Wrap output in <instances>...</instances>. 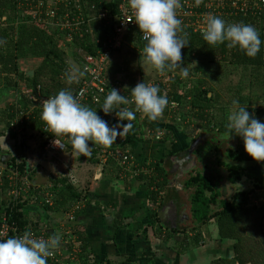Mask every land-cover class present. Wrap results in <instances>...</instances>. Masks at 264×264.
Listing matches in <instances>:
<instances>
[{
    "label": "trees",
    "instance_id": "1",
    "mask_svg": "<svg viewBox=\"0 0 264 264\" xmlns=\"http://www.w3.org/2000/svg\"><path fill=\"white\" fill-rule=\"evenodd\" d=\"M27 1L32 0H0V80L6 76L16 77L14 82L12 81L11 86L18 87L20 92V99L9 107H5L7 119H9L7 128H10L11 132H14L10 126L16 109L19 107H21L20 109H27L30 106L29 97L24 93V89L32 91L42 99L53 97L60 90L64 89H70L73 95L79 91L80 84L78 82L71 85L65 82L64 74L69 68L67 66V60L80 62L86 56L97 57L96 52L99 47L94 43V39L109 33V29L111 28L106 27L104 23H95L92 25L94 28L93 36H86L83 41L69 43L65 41V36L61 32L46 31L39 25L18 21L21 20L20 17L24 14L23 10L19 9V3ZM88 2L89 4L91 2L96 4L98 10H109L112 17H115L118 13V0L110 3L102 0H88ZM60 8V13L62 14L65 10H63V6ZM199 12H203V10ZM210 12H212L211 9ZM220 13L213 15L219 16L227 23L251 24L258 30L262 41L259 53L255 57H248L238 48L227 47V42L217 46H210L203 40L201 32H195L193 28L183 25V31L188 34L189 45L181 50L182 66L191 68L193 64H196L197 67L195 70L197 72H204L209 66L223 63L233 66L234 70L238 71L237 75L239 74V67L252 66L262 68L264 66V18L258 14L256 16L252 15L248 9L244 12L230 10L227 5H225V9ZM144 45L145 42L141 40V33L138 27L130 28L124 35V43L122 46L112 53L106 63L105 76L111 81L120 82L126 94H130V91L138 83L143 81L159 86L161 94H165L169 100L163 115L157 119L161 127L164 124L168 126L166 135L162 141L164 143L171 141L172 144L174 143L175 138L172 136L169 125H177L178 116H182L183 120L193 116L198 122L197 125L199 128L197 131L210 129L212 123L216 124L214 128L228 131V116L232 111L228 109L221 110L223 113L221 118H216L212 115V111L220 109L219 107L221 106L218 105V94L206 82L200 81L196 87L187 89L183 88V86L181 87L182 78L176 72L167 71V79H157L156 81H149V77L146 78L143 76L142 63ZM21 60L33 61L35 64L33 70L23 69L20 66ZM28 71L34 72L33 77L27 75ZM174 101L178 103V106L173 109L170 103ZM238 102L240 106L246 107V110L250 114H254L258 120L264 122L263 108H253L247 105L248 103L246 104L245 98H240ZM83 105L96 110L97 115L105 120L110 127L117 123H128L127 121H118L115 112L105 115L101 110L103 103L95 104L89 100L84 102ZM43 122L41 115L39 116L36 112L35 117L24 124L20 132L16 131L18 133L19 148L21 149V157L23 159L17 161L16 157L8 154L3 160V164L6 167L11 169L18 167L21 171L27 170L30 172L32 169L31 165H33L31 164V156L36 153L37 160L42 158L47 143V137H45L42 131ZM131 123L133 124L132 130L118 137L111 147L91 144L90 142V156L76 154L71 146V141L64 136L67 139V151L64 154L69 157H78L79 160L85 159L95 165L101 164L100 152H98L100 149L117 152V150L125 151L131 148L133 153L137 145L148 141L143 137L145 127L154 132L159 130L157 125H152V121L146 117L144 120L138 111L136 112V119ZM186 138L187 136L179 141L184 142ZM132 153L130 152L134 158V154ZM28 156L31 157V160H28ZM249 158L251 159L246 154L244 145H242L240 151L232 155V163L226 165V167L232 179L234 177L241 179L243 176L253 186L262 189L263 191L260 196L258 195V191L253 189L251 191L238 192L232 198V202L227 200L218 202L216 195L214 196L213 194L212 197L209 178L201 177V175H191L183 183L185 195L189 199V225L182 226L181 229L172 228L168 225L167 220H161L159 218V213L150 210L148 216L150 224L143 230L145 242L158 245L162 242L169 243L175 236H183L181 237L183 238L181 245L183 249L181 252V246L176 243L174 245L175 255L178 256L196 247L203 248L205 246V240L210 235L202 231V228L209 226L212 223L211 221H214L217 226V236L213 240L233 242V256L230 259L218 258L209 264H264V229H262V224L264 223V162L250 161L248 160ZM134 160L137 163L136 165L140 166H144L146 162L145 157L140 163L135 158ZM234 160L239 162V164H235ZM245 161L249 162L246 163ZM166 165L167 159L165 158L154 160L150 164V169H153L154 176L144 174L138 176L146 184L148 200L151 207L160 210L162 215L165 213L163 211L164 199H159V193L155 192L154 189L157 186L159 191L166 190L170 181ZM104 167L110 168L112 164L107 163ZM117 167L118 178H120L124 171ZM52 178V188L50 191L56 195L54 205L49 207L35 203L44 212H53L54 208H64L66 210V207L73 202L84 201V192L79 187L70 185L67 179L62 176H52ZM259 197L261 198V205L258 208L255 206V202L259 200ZM28 203L30 201H25L12 210L8 205L7 191L3 188L0 191V223L4 215L12 214L23 228L27 227V225L35 228L41 227L42 223L46 221L31 219L30 217L33 213L27 208ZM217 203L219 204L220 210L215 215H211L213 211L211 207ZM116 222L121 223L120 219H117ZM74 224H72L71 230L82 246L81 249L84 257L87 258L91 254L88 250V237L80 234ZM157 225H161L162 227L156 229L155 226ZM46 226H51V223L46 224ZM162 228L167 230L166 234ZM188 232L194 233L193 238H188V235H186ZM137 234L139 233L134 232V236L137 237Z\"/></svg>",
    "mask_w": 264,
    "mask_h": 264
},
{
    "label": "clouds",
    "instance_id": "2",
    "mask_svg": "<svg viewBox=\"0 0 264 264\" xmlns=\"http://www.w3.org/2000/svg\"><path fill=\"white\" fill-rule=\"evenodd\" d=\"M127 4L145 41L143 63L160 74L176 72L187 78L189 72L182 66L181 50L189 45V40L183 31V22L177 16L180 0H127ZM201 35L210 46L227 42V47L238 48L248 57H255L262 43L258 30L251 24L227 23L212 14H208ZM86 72V68L66 71V84L78 82ZM168 103L167 96L161 94L158 85L144 81L130 91V97L111 89L101 110L105 115L115 112L118 121L128 123L110 127L96 110L81 104L70 89H64L42 101L41 120L56 137L66 136L76 154L90 156V142L111 147L118 137L132 130L131 122L136 119L137 111L148 120L156 121ZM232 105L227 124L229 135L242 139L244 150L252 160L264 162V122L240 106L237 100H233ZM60 241L59 234L53 233L43 239L36 238L31 231L7 239L0 238V264H47V259L59 248Z\"/></svg>",
    "mask_w": 264,
    "mask_h": 264
},
{
    "label": "built area",
    "instance_id": "3",
    "mask_svg": "<svg viewBox=\"0 0 264 264\" xmlns=\"http://www.w3.org/2000/svg\"><path fill=\"white\" fill-rule=\"evenodd\" d=\"M110 3L115 0H102ZM118 13L112 17L109 10H98L97 5L92 2L89 4L88 0H32L19 3V9L23 10L24 14L20 17V22L32 23L39 25L46 31H58L63 33L66 42L83 41L86 36L94 35L95 23H104L106 27H111L109 33L94 39V43L99 49L96 52L97 57L86 56L83 61L72 62L67 60L68 70L73 69L74 65H80L79 69H87L86 74L79 79V91L74 95L78 101L83 104L86 101H92L95 104L104 102L106 96L111 89H117L121 95L130 97L123 91V87L118 81H111L105 76L106 63L110 59L112 53L122 46L124 43V35L130 28L136 26L132 10L128 7L127 0H118ZM181 7L178 9L177 16L182 20V26L191 27L195 32H203L206 26V19L208 14H212L210 9L217 5L213 0H180ZM221 4L228 6L230 10L244 12L248 9L252 15H261L264 18V0H220ZM61 6L65 10L62 14ZM220 6V5H218ZM88 10V11H86ZM220 8V7H219ZM221 9L225 7L221 5ZM203 10V12H199ZM213 15V14H212ZM19 21V20H18ZM113 21V24H112ZM141 40L144 41L141 34ZM145 42V41H144ZM68 54V53H67ZM67 70V71H68ZM16 77L13 76L12 80ZM30 101V106L27 109H16L13 119L11 120V129L20 132L24 124L28 123L35 117L36 112L41 115L42 101L47 100L38 97L30 90L24 89ZM51 98V97H50ZM20 99V97L18 98ZM133 106L129 105L128 107ZM170 106L174 109L178 106L177 102H171ZM143 116H145L138 112ZM157 125L159 130H153L145 127L144 138L148 141L161 142L166 135L163 127L156 121H152V125ZM159 124V125H158ZM42 131L47 137V143L44 148L42 158L40 160L58 159L67 151V139L64 136L56 137L49 129L45 122L42 125ZM56 141V143H55ZM100 162L102 164L113 163L121 170L125 171L131 167L135 168L136 174H144L154 176L153 169H150V163L146 166H138L131 156L129 150L111 151L107 149H100ZM67 182L76 186L78 184L77 177L69 172L65 176ZM162 180V179H161ZM31 173L27 170L21 171L18 167L8 168L4 164L0 165V191L3 188L7 191L9 206L12 210L19 204L33 199V203H39L52 207L56 195L47 188L42 191L41 197H31V190L33 188ZM52 188V187H51ZM50 188V189H51ZM158 192L159 199L165 196L164 190H160L156 186L154 189ZM28 199V200H27ZM69 213L67 214V221L73 224L76 221V216L82 210L83 201L73 202L71 204ZM8 206V207H9ZM12 212V211H11ZM25 231H31L36 238L47 239L51 234L49 226L32 227L27 225L23 228L19 221H17L12 214L4 215L0 223V238L7 239L22 235ZM61 232H55L61 237L60 246L54 251L53 255L47 259V264H129V262L121 261L114 262L112 260L98 261L94 257H84L81 245L77 237L73 234L71 228H65L61 225Z\"/></svg>",
    "mask_w": 264,
    "mask_h": 264
},
{
    "label": "crops",
    "instance_id": "4",
    "mask_svg": "<svg viewBox=\"0 0 264 264\" xmlns=\"http://www.w3.org/2000/svg\"><path fill=\"white\" fill-rule=\"evenodd\" d=\"M5 79L6 77H2V80H0V97H2V93L5 92V88L8 87V85L6 86L5 84ZM142 144L137 145L133 153L131 148H129L130 150L128 149L134 154V158L139 163L144 157H147L149 152H154L157 150V147L161 146V144L156 143L150 145V143L147 142ZM162 144H164L162 145L163 147H168L170 151H161L160 155L158 154L159 156L165 157L169 152H173L175 151L174 149H176L172 141ZM145 148L148 149L147 151L149 152H146ZM142 150L144 153H141ZM136 151L139 152V156H135ZM140 154L143 155V158H140ZM72 158L73 161L70 166H75L76 171L79 173L78 176L72 172L78 179V184L76 186L83 190L85 196L83 202H87V204L82 205V210L77 214L74 225H76L78 228L77 231H79L80 234L88 237V250L91 253L90 256L98 261L112 260L114 262H121L125 260L129 262V264L190 263H187V260H191V255L194 251L190 252L191 255H188V252H184L177 256L174 250L172 251L168 248V243L162 242L155 245V243L148 244L145 242L143 230L150 224L148 219L150 210L159 213V218L161 220L167 221H169L167 215L169 213L163 210L165 213L162 215L160 210L151 207L148 200V189L145 182L138 178L140 174L135 173V166L134 168L131 167L132 170L131 168L126 169L122 176L118 178L117 165L115 166L113 163H111L112 167L109 168L104 167L107 164L101 163L95 165L85 159L79 160L78 157ZM161 158L162 157H152L149 159V157H147L144 166L149 163L151 164L154 160H161ZM32 162L31 164L33 165H31L32 169L30 173L34 186L30 195L31 197L37 196L38 198L41 197L40 194L42 191H46L47 188L50 190L52 187V176H57L53 172L52 167H49V164H47V162L51 163L50 159H34ZM138 166L140 167V165ZM47 167L49 171L46 170ZM71 170H69V172H71ZM39 171L42 172L39 173ZM36 177H39V179ZM28 198V202L30 201L31 204L28 203L27 208H29L30 211L34 210L33 215L31 214V219L46 221L42 223V226L51 223L49 228L51 232L54 233H61V225L69 229L72 227V224H69L66 219L72 206L71 204L66 207V210L64 208H54L53 212H44L40 206L33 203L32 198ZM163 199L165 198L163 197ZM117 219H120L122 225L116 222ZM161 227V225L155 226L156 229ZM162 230H164L165 234L167 233L166 229L162 228ZM134 232L139 233L137 237L134 236ZM173 239L176 241L177 245H182L183 238L175 236ZM182 249L183 246L180 247V252ZM217 252L218 254H224L222 251Z\"/></svg>",
    "mask_w": 264,
    "mask_h": 264
},
{
    "label": "rangeland",
    "instance_id": "5",
    "mask_svg": "<svg viewBox=\"0 0 264 264\" xmlns=\"http://www.w3.org/2000/svg\"><path fill=\"white\" fill-rule=\"evenodd\" d=\"M213 1H215L214 3H216L217 5H215L212 8V14H219L222 11L221 5L225 7V4L219 3L220 0H213ZM34 65L35 64L33 61H23V60L20 61V66L25 70L26 69L33 70ZM74 66H75L74 68L79 69L80 65L76 64ZM196 67H197L196 64H193L191 68L190 67L187 68L189 72V76L187 78L181 77L182 78L181 87L183 86V88L192 89L193 87H196L200 81H204L208 84V86H211L214 92L218 94V98H219L218 105L221 106L219 107L220 109H215L214 111H212V115L215 116L216 118H221L223 114L221 110L223 111L224 109H228L233 111L232 101L233 100L238 101L240 98H245L246 104L248 103L247 105L253 108L264 109V66H262V68H256L252 66L244 67V68L239 67L238 75H237L238 71L234 70L233 66L225 65L223 63L215 64L212 65L211 67L209 66L207 69H205L204 72H197L195 70ZM142 73L144 77L150 78L149 81H156L157 79L161 80L168 78L167 71L164 74H160L155 69L150 68L144 63H142ZM12 79L13 76H6L5 84L6 86L8 85V87L5 88V92L2 93V97H0V151H2L0 153V165H3V160L5 156L8 154L13 157H16L17 161H21L23 159L21 157V149L19 148V141H18L19 137L17 135L18 133L15 132L14 135L13 132H11L10 128L9 129L7 128V122L9 121V119H7V113H5V107L6 106L9 107L15 101H18L19 100L18 97L20 96L18 87L11 86L12 81L14 82V80ZM177 123L178 124L174 126L169 125V128L172 132V136L173 138H175L173 143L175 147H177V145L179 144L180 142L179 140L185 138V136L188 137L195 135L197 133V129L199 128V126L197 125L198 122L195 120L193 116H190L188 119H184V120L182 119V116H178ZM162 126L164 131H167V127H168L167 124H164ZM235 138L237 137L235 136ZM237 139L240 138L238 137ZM146 142L150 143V145H154L155 143L161 144V146L157 147V150H155L156 152L155 151L149 152L147 151L148 149L145 148V151L149 152V154H147V157H149V159H151L152 157L164 158L163 156H159L160 152L170 151L168 147L162 146L164 145L162 144L164 143L163 141L162 142L146 141ZM205 142L206 140L201 143L203 145L202 147L210 148V145L205 144ZM135 153L137 156H139L138 151H136ZM141 153H144V151L142 150ZM28 158H29L28 160H31L30 156H28ZM140 158H143V155H140ZM72 159H73L72 157L62 155L60 159H56V158L50 159L51 163L47 162V164H49V167H52L53 172L56 174V176H64V175L66 176L69 173V170L71 169H72L71 172H74L75 175L79 176V173L76 171L75 166L73 167L70 166L73 161ZM46 170L49 171V168L47 167ZM41 172L42 171H39V173ZM186 174H188V172L186 173L184 169L178 173V175L181 176L179 178V182L180 179L185 178ZM36 178L39 179V177ZM244 189L250 190L251 184L246 183ZM185 196L188 198L187 195ZM185 206L187 207L186 212L188 213L189 201L188 204H185ZM30 212L33 213L34 210H31ZM60 230H61V226H60ZM202 231L208 233L210 237L207 238V240H205L204 242L205 246L203 248L196 247L187 253L188 255H191L190 252L194 251L191 255V260H187V263L190 262L189 264H209L211 261H214L218 258H225V259L232 258L233 242L231 241L222 242L218 240H213V238H216L217 236L216 227H210V225L205 226L202 228ZM186 235H188V238L191 239L193 238L194 233L188 232L186 233ZM175 243L176 241L174 239L170 241L168 243V248L173 251L174 250L173 246L175 245ZM217 251L220 252L222 251L224 254L221 253L218 254ZM216 255H220V256H216Z\"/></svg>",
    "mask_w": 264,
    "mask_h": 264
},
{
    "label": "flooded vegetation",
    "instance_id": "6",
    "mask_svg": "<svg viewBox=\"0 0 264 264\" xmlns=\"http://www.w3.org/2000/svg\"><path fill=\"white\" fill-rule=\"evenodd\" d=\"M215 126L216 124L212 123L210 129L206 131L203 130H200L199 132L197 131L195 135L187 137L186 140H184V142H180L177 145L175 151L169 152L164 157L165 159H167L166 167L168 168V174L172 166L171 162L174 165H177L175 167L178 168L177 172L173 175V178L179 176L178 173L182 171L179 168V166H182V169L185 167H192L190 169V172L186 174L185 178L180 179V183L182 185L184 194L185 192H184L183 183L184 181L187 180V177L191 175L192 176L201 175V177L209 178L212 197L213 194L214 196L216 195L218 202L222 200L223 201L227 200L232 202L233 200L232 198L238 192L247 191L244 189L246 183L251 184V189L249 191L255 189L256 191H258V195L260 196L263 191L262 189L253 186L252 183L249 182L247 178L243 176L241 177V179L235 177L232 179L226 167V165L232 163L233 161L232 155L240 151V148L243 145L242 139L241 138L237 139L238 137L235 138V136H230L228 131H224L219 128H214ZM198 139H200V142L197 145V148L192 153L195 163L193 160H191V162L190 161L188 162L189 164L186 163L178 164V160H183L187 157L190 149L193 147V145ZM205 140H206L205 144H209L210 148L202 147L203 145L201 143L204 142ZM31 157L32 160L36 159V153L33 154ZM172 157L175 158V161H173ZM248 160L251 161L252 159L249 158ZM245 162L247 163L249 161H245ZM235 164L238 165L239 162L235 161ZM164 192L166 195L167 187ZM260 205H261V198L259 197V200L255 202V206L259 208ZM211 208L213 209L211 215H215V213L219 212L220 210L218 203L216 205H213ZM167 215L169 218V221H167V223L168 225L171 224L170 227L172 228L181 229L182 226L189 225L188 223L190 222V215H188L189 220L186 221L185 223L182 222L183 220L181 218H176L174 215L171 214L170 215L167 214ZM211 222L212 223H210V227H216V231H217L216 223L214 221ZM262 229H264V223L262 224Z\"/></svg>",
    "mask_w": 264,
    "mask_h": 264
},
{
    "label": "water",
    "instance_id": "7",
    "mask_svg": "<svg viewBox=\"0 0 264 264\" xmlns=\"http://www.w3.org/2000/svg\"><path fill=\"white\" fill-rule=\"evenodd\" d=\"M27 75L30 77H33L34 72L28 71ZM199 142H200V139H198L195 142V144L190 149V151H189V153L185 159L178 160V164H180V163L181 164H183V163L189 164L188 162L189 161L191 162V160H193L195 163V160L192 156V153L197 148V145L199 144ZM189 157H191V158H189ZM173 161H175V158H173ZM171 165H172L171 169L169 170L170 181H169L168 186H167V192H166L165 199H164L163 209L166 210L169 214L174 215L176 218H181L183 220L182 222L185 223L186 221L189 220L188 213L186 212L187 207L185 206V204H188V199L183 194V188H182L181 183L179 182V178L181 176L179 175V177L177 176V177L173 178V175L178 170V168L175 167L177 165H174L172 162H171ZM179 168L181 170L184 169L186 171V173L187 172L189 173V171L192 167H185L182 169V166H179Z\"/></svg>",
    "mask_w": 264,
    "mask_h": 264
}]
</instances>
